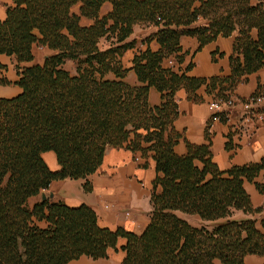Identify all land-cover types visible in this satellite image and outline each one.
Masks as SVG:
<instances>
[{"label": "trees", "instance_id": "trees-1", "mask_svg": "<svg viewBox=\"0 0 264 264\" xmlns=\"http://www.w3.org/2000/svg\"><path fill=\"white\" fill-rule=\"evenodd\" d=\"M105 3L111 11L100 16ZM76 5L79 15L71 12ZM82 17L92 25L80 26ZM135 25L155 27L146 41L154 39L159 49L134 55L130 70L138 85L130 86L120 60L134 47L126 40ZM234 34L229 76L196 78L187 75L192 64L164 66L169 58L181 64L183 36L196 38L200 49ZM102 38L110 40L105 49L98 45ZM34 45L50 54L41 66L21 67L33 60ZM0 55L14 59V84L21 90L0 98V264L105 259L119 239L125 241L123 264L264 259V206L254 208L244 189L245 182L252 183L264 196V185L256 182L264 157L222 171L212 160L207 131L204 144L185 142L184 155L174 152L181 137L174 129L179 90L192 102L203 101L201 88L212 100H227L264 67V0H12L0 20ZM66 61L75 65L73 75L64 69ZM0 70L6 67L0 64ZM8 84L0 77V86ZM151 88L160 94L158 106L148 103ZM251 96L264 98V84ZM221 120L227 121L222 115ZM231 137L227 151L234 148ZM107 148L139 155L142 168L148 156L155 163L150 221L140 235L99 227L85 204L70 208L40 198L53 181L64 179L84 180L89 192L86 179ZM46 152L54 153L57 171L42 159ZM237 213L242 216L235 218Z\"/></svg>", "mask_w": 264, "mask_h": 264}, {"label": "crops", "instance_id": "crops-1", "mask_svg": "<svg viewBox=\"0 0 264 264\" xmlns=\"http://www.w3.org/2000/svg\"><path fill=\"white\" fill-rule=\"evenodd\" d=\"M11 4L12 0H0V20L5 18L6 9ZM110 11V4L105 3L100 8L99 15L104 16ZM71 12L79 15V5L72 7ZM92 23V20L83 17L79 20V25L82 27H90ZM155 31L153 26L135 25L132 34L126 40V42L134 41V47L126 50L120 60L121 66L128 70L123 79L127 85H138L136 75L130 70L134 55L147 48L153 52L159 49V45L154 39L146 41L154 36ZM234 36L235 34L228 38L218 37L200 49L196 38L183 36L179 40L180 54L183 55L182 62L180 65L174 62V65L169 67H174L175 70L178 66L185 69L189 64H192L193 67L187 75L196 78L229 76V57L232 53ZM109 42L110 40L102 38L98 45L101 49H105ZM49 54L50 51L46 48L34 45L32 47L33 60L20 66H41ZM0 64L6 67V70H0V77H4L10 82L8 85L0 86V98L16 97L21 90L14 84L18 80L14 59L0 55ZM164 66L168 67L166 62ZM63 67L71 75L75 73L73 62L66 61ZM258 84H264V67L249 75L246 82L235 87L233 90L234 98L245 100L255 92ZM203 90L201 88L198 91V94L203 97L202 102L187 100L183 89L175 95L179 115L174 121V129L181 137L174 147V152L179 156L184 155L186 152L185 142L193 145L204 144L207 131L210 137L212 160L222 171L228 170L232 166L256 163L263 158L264 121L257 120L255 116H247L245 106L238 103L229 111L228 120L225 123L221 121L210 122L208 103L212 97L205 95ZM160 102V94L151 88L148 94V103L150 106H158ZM256 107L264 114V98ZM235 129H238L236 133H234ZM228 134L232 135L231 140L234 145L231 151L225 149ZM137 157L139 158V155ZM42 159L50 171L54 172L59 169L53 152L43 153ZM144 162L145 160L142 158H139L138 161L134 160L132 153L128 150L107 148L97 171L86 179L90 187L89 192H84L82 188L84 180L53 181L47 191L53 194L49 200L61 202L70 208L85 204L95 212L99 227L110 230L122 228L127 232L140 235L150 221V191L155 178V163L152 157H147L145 168L140 167ZM256 182L264 185V170L260 171ZM244 189L254 208L264 206V196L256 190L254 184L245 182ZM33 202L35 199L32 200ZM187 219L192 224L197 221L196 217H188ZM37 224L40 227H45L43 222ZM124 242L123 239H119L118 249L108 250L105 259L92 260L81 256L68 264H123L125 253L120 247ZM243 263L263 264L264 259L256 255H247ZM214 264L221 263L215 260Z\"/></svg>", "mask_w": 264, "mask_h": 264}, {"label": "built area", "instance_id": "built-area-1", "mask_svg": "<svg viewBox=\"0 0 264 264\" xmlns=\"http://www.w3.org/2000/svg\"><path fill=\"white\" fill-rule=\"evenodd\" d=\"M168 66L174 65V59L169 58L165 61ZM263 99L260 96H250L245 100H236L233 96L229 97L227 100H211L208 103V108L210 110V122L211 121H221V115L224 119L228 120L229 111L238 103H241L246 108L245 114L247 116H255L257 120L264 121V114L257 109V104ZM238 129H235L237 132ZM138 157L135 160L138 161Z\"/></svg>", "mask_w": 264, "mask_h": 264}, {"label": "water", "instance_id": "water-1", "mask_svg": "<svg viewBox=\"0 0 264 264\" xmlns=\"http://www.w3.org/2000/svg\"><path fill=\"white\" fill-rule=\"evenodd\" d=\"M52 196H53V194L51 193V192H49L47 195L46 194H44V193H42L41 195H40V198H41V200H45V199H51L52 198Z\"/></svg>", "mask_w": 264, "mask_h": 264}, {"label": "rangeland", "instance_id": "rangeland-1", "mask_svg": "<svg viewBox=\"0 0 264 264\" xmlns=\"http://www.w3.org/2000/svg\"><path fill=\"white\" fill-rule=\"evenodd\" d=\"M134 160H135V158H134ZM43 193H45L46 195L48 194V192H47V191H45V192H43ZM37 200H38V199H37V198H35V201H37ZM30 204H32V202H31ZM234 217H235V218H238V217H240V214H235V215H234ZM256 218H257V219H259V217H258V216H257Z\"/></svg>", "mask_w": 264, "mask_h": 264}]
</instances>
